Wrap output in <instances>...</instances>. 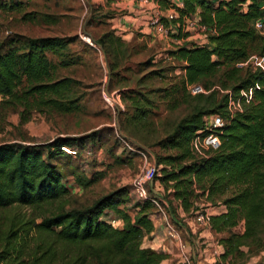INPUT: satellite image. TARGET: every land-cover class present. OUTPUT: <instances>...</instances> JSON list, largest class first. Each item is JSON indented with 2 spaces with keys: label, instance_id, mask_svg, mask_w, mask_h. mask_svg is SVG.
Wrapping results in <instances>:
<instances>
[{
  "label": "trees",
  "instance_id": "trees-1",
  "mask_svg": "<svg viewBox=\"0 0 264 264\" xmlns=\"http://www.w3.org/2000/svg\"><path fill=\"white\" fill-rule=\"evenodd\" d=\"M153 1L162 11L176 12V17L161 21L174 28L176 39L184 40L172 51L184 62L180 79L184 93L187 85L209 90L214 83L207 78L217 73L220 89L197 92L190 112L155 142L165 152L151 154L155 170L150 182L156 179L163 186L166 194L158 196L175 221L172 202L186 214L195 210L199 196L222 204L225 210L211 216L210 227L219 235L220 259L233 264L232 257L258 236L264 219V71L243 65L251 53L264 56V35L254 27V21L264 16V0H181V6L172 0ZM20 4L0 0V9ZM187 16L206 26L204 43L185 41L188 33L182 24ZM72 40L20 34L0 40V96L6 103L21 105V124L33 109L67 113L77 108L76 99L69 98L75 79L55 74L56 65L74 63L60 51ZM94 41L101 46L106 41L109 52L114 50L112 43L124 42L114 29ZM48 51L60 57L58 64ZM23 81L26 86L18 92ZM145 110L134 107L130 120L140 121ZM209 115L224 119L215 131L220 143L196 154L190 143L207 133ZM89 139L94 133L46 142H0V264H161L167 258L157 247L142 244L154 230L152 201L140 199L130 214L121 207L129 194L126 186L71 205L67 178L82 186L92 181L82 177L61 147L78 148ZM107 210L118 215L121 227L104 218ZM240 221L244 231H233ZM182 227L191 236L189 228Z\"/></svg>",
  "mask_w": 264,
  "mask_h": 264
},
{
  "label": "rangeland",
  "instance_id": "rangeland-1",
  "mask_svg": "<svg viewBox=\"0 0 264 264\" xmlns=\"http://www.w3.org/2000/svg\"><path fill=\"white\" fill-rule=\"evenodd\" d=\"M13 1H20L21 4L13 9H0V40L14 34L74 37L66 48L60 50L66 59L74 63L65 67L56 65L55 74L58 78L67 76L75 79L69 90V98L76 99L77 108L67 113L48 107L33 109L30 110L29 120L21 124V105L6 103L0 96V142L22 139L46 142L57 136L79 137L94 133V139L86 140L78 146L79 154L71 156L82 177L92 181L82 186L71 176L67 178V186L72 193L71 205L90 202L103 193L126 186L129 194L121 207L133 214V205L140 200L134 191L135 186L146 187L150 195L164 194L158 180L147 181L153 161L149 154L165 152L155 146V142L190 112L197 92L203 90L208 93L212 89H220V73L207 78L214 83L209 90H204L200 84L187 85L184 93L180 82L184 62L172 52L184 40L176 39L172 32L166 36L160 35L153 29L149 18L147 26L150 31H133V40L120 36L125 33L121 30V33L119 30V33L115 32L124 42L112 43L114 50L111 52L106 41L102 46L95 43L94 40L104 33L115 30L118 21L111 19V14H129L127 9L112 5L111 1L115 0ZM154 12L151 10L149 17ZM140 28L142 26L138 30ZM259 32L264 35V29ZM188 36L185 41L207 39L194 30ZM47 55L58 64V55L50 51ZM257 58L251 53L243 65L264 71V67L256 64ZM24 86L25 81L17 91L20 92ZM133 106L146 109V116L140 121L130 120L135 112ZM231 109L233 111L235 107ZM211 116L205 117L206 123H209ZM136 150L145 152L150 163L144 165ZM172 205L175 223L181 227L187 225L175 202ZM207 205L214 207L217 204L199 196L194 209ZM154 213L159 218L158 213ZM192 213L186 214V217ZM104 218L116 227L122 225L118 215L111 210H107ZM233 231L242 233L244 221H240ZM184 238L187 239V236ZM217 239L213 236V240ZM232 261L233 264H264V219L258 236L249 240V245L241 246ZM172 264H178L177 260H172ZM192 264L196 262L192 261ZM218 264H228V259H220Z\"/></svg>",
  "mask_w": 264,
  "mask_h": 264
},
{
  "label": "built area",
  "instance_id": "built-area-1",
  "mask_svg": "<svg viewBox=\"0 0 264 264\" xmlns=\"http://www.w3.org/2000/svg\"><path fill=\"white\" fill-rule=\"evenodd\" d=\"M149 1V0H145ZM181 6V5H180ZM161 17L165 19H172L176 17V12L172 9L162 11L157 7L155 9L154 15L149 17V22L153 29L160 35H167L169 32L174 31V28L169 25L166 26L161 21ZM254 27L261 31L264 29V16L256 19L254 21ZM182 30L188 34L194 30L198 33L203 34L205 37L207 35V28L205 25L198 22L195 16L185 17ZM256 64L264 67V56L256 60ZM224 123V119L219 115H212L209 123H206L207 133L203 136H196L192 139L190 147L192 152L196 154H203L205 150L210 148H216L219 145V137L215 134L217 128L221 127ZM200 149H199V148ZM61 149L72 157H76L79 154V149L77 147H66L62 146ZM138 156L143 159V164H149L148 156L145 152L136 150ZM152 159L151 155L149 154ZM155 170L154 162L152 161L151 169L148 173L147 181L150 183L152 173ZM134 191L139 199H149L154 205V210L160 215L161 226L164 231L165 237L174 245L177 249L176 260L178 264H192V261L196 264H218L220 263V254L222 252L221 245L217 240L209 239L206 237H196L195 234L202 230H207L210 233H214L210 227V220L212 213L207 207H200L193 211L189 217H184L187 222V227L190 230L191 236L187 234L185 229L178 226L165 206V202L158 195H150L146 187L135 186ZM187 236V239L184 236ZM204 238V239H203ZM188 240V241H187ZM200 245V246H199ZM202 245V246H201ZM199 246V247H198Z\"/></svg>",
  "mask_w": 264,
  "mask_h": 264
},
{
  "label": "crops",
  "instance_id": "crops-1",
  "mask_svg": "<svg viewBox=\"0 0 264 264\" xmlns=\"http://www.w3.org/2000/svg\"><path fill=\"white\" fill-rule=\"evenodd\" d=\"M172 2L178 6L182 5L181 0H172ZM111 4L116 6V7H119V8L127 9L129 12V14H123V15L112 14L111 19L118 21V24L115 25V32L116 33H119V32L121 33V31L125 32L124 35L120 34V36L126 38L127 40H133L135 38L133 31L135 33H138V32L147 33L150 31V29H148V26H147V23H148L147 19L149 18L150 11L152 10V12H154L155 9L158 7L157 3H155L153 0H149V1H145V0H115V1H111ZM148 9H150V10H148ZM111 13H113V12H111ZM140 26H142V28H140L138 30V28ZM118 30H119V32H118ZM126 30H128V31L126 32ZM126 39H124V40H126ZM166 41L167 40H165V42ZM193 42L204 43L205 40H203V41L193 40ZM123 205H125V204H123ZM175 205H176V207H178V210H180V212H181L180 215L186 217V213L182 210V208L176 202H175ZM207 208L211 211L212 215L220 213V212L225 210V208L222 204L216 205L214 207H212L211 205H207ZM134 210H135V208H134ZM154 211H153V214L151 215L154 230L148 238H145L143 240L142 244H143V246L157 247L160 251L167 254V258L164 259L161 262V264H172V260L176 259L177 249L165 237V235L162 231L160 215L158 214L159 218H158V216L156 217ZM129 213L131 214L130 211H129ZM121 226L122 225H120L119 227H121ZM158 228H160V229H158ZM195 236L201 237V238L206 237L205 241H208L209 239H211V241H212L213 236H219V235L215 234V233H210L207 230H202L199 233L195 234Z\"/></svg>",
  "mask_w": 264,
  "mask_h": 264
}]
</instances>
